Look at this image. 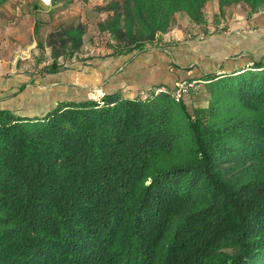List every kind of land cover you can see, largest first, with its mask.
I'll use <instances>...</instances> for the list:
<instances>
[{"label":"trees","instance_id":"obj_1","mask_svg":"<svg viewBox=\"0 0 264 264\" xmlns=\"http://www.w3.org/2000/svg\"><path fill=\"white\" fill-rule=\"evenodd\" d=\"M208 1H116L99 26L132 51ZM83 35L49 34L52 71ZM249 57L194 78L211 90L195 117L156 88L0 109V264H264V54Z\"/></svg>","mask_w":264,"mask_h":264},{"label":"crops","instance_id":"obj_2","mask_svg":"<svg viewBox=\"0 0 264 264\" xmlns=\"http://www.w3.org/2000/svg\"><path fill=\"white\" fill-rule=\"evenodd\" d=\"M113 1L52 0L50 6H45L40 0H0V51L13 45L10 40L15 39L17 44L14 48L19 52L51 54L50 61L36 59L37 65L44 68L54 61L52 48L47 43L49 34L57 28L74 31L80 25L84 27V35L79 52L84 48L87 50L89 42L99 41L103 35V38L107 35L111 37L110 32L102 30L99 25L113 14L109 7ZM208 3H216L217 7L211 16L204 13L205 19L200 24L216 31H211L205 39H195L191 33L173 28L161 33L154 42L132 51L117 49L116 40L111 38L109 43L99 41L95 44L99 46H96L94 57L79 59L73 55L65 59L64 65H77L81 71L63 83L82 87L80 92L83 94L68 98L66 96L70 94L67 93L77 90L49 91L37 98L39 110L32 113H44L60 100L87 98L85 91L90 87L99 88L104 93L120 91L130 98L136 97L142 90L157 87L173 90L180 80L199 78L204 73L219 70L221 66L231 70L248 63L250 53L256 57L264 54V9L250 15V7L244 2L224 6L222 10L218 0H209ZM63 57L57 60L60 67ZM57 72L49 73L48 77ZM61 76L64 77V73ZM63 83H53L58 86L51 89L58 87L57 90H60ZM8 97L0 96V109L22 112L9 106Z\"/></svg>","mask_w":264,"mask_h":264},{"label":"rangeland","instance_id":"obj_3","mask_svg":"<svg viewBox=\"0 0 264 264\" xmlns=\"http://www.w3.org/2000/svg\"><path fill=\"white\" fill-rule=\"evenodd\" d=\"M115 1L111 2L115 3ZM217 7V4L214 3V5H211V3L206 4L205 6V14L206 15H212V11ZM263 24L261 25V27ZM259 27V26H254ZM183 29L186 33H191L192 37L195 39H198L199 33H204L205 38L212 33L213 31H216L214 29H211L209 27H205L204 25H201L198 22L193 21L189 16L185 13H177L174 17V24L171 27ZM264 28V26H263ZM212 31V32H211ZM111 34V33H110ZM104 37V35H103ZM101 37L99 39L100 43L105 42L107 43L108 40L111 38L112 40H115L113 35L111 34V37L105 36V38ZM204 38V39H205ZM91 41H93L91 39ZM98 40L96 42H89V47L84 48L82 52H78L74 54V57L80 58H91L94 57V53L97 52L95 45L99 43ZM10 42L13 45H10L9 47H5L1 49L0 51V96H9L7 99V103H9V106L14 107L16 109L22 110L21 113L24 112H37L39 110V107L36 105L37 98L42 95H47L49 91H55V92H62L64 90L65 92H69L72 90H77L75 92L67 93L70 94V96L66 97H80L75 96L79 94H83L81 91L80 86L63 83V81H69V79L72 78L75 74L80 73L81 69L77 65H70L65 64V59L72 57L69 55V52L60 59V61L63 63L61 67L58 65V72L57 74H50V78L48 77L49 73H54L55 71H52L51 64L44 67L37 65L36 59L42 60V61H50L51 54H47L45 52L36 54H24L22 52H19L17 49L14 48V44H17L16 40L11 39ZM16 42V43H15ZM109 43V42H108ZM93 49V50H92ZM88 54V55H87ZM94 54V55H93ZM50 63V62H49ZM77 71V72H76ZM76 72V73H75ZM64 73V77L61 76ZM74 74V75H73ZM65 78V79H64ZM63 83L60 86V90H57L58 87H56V90L51 89L54 86L53 83ZM169 82V81H168ZM171 83V79L170 82ZM27 85V88H26ZM44 86V87H42ZM24 87V89H22ZM47 89L48 90L47 92ZM5 91V92H4ZM148 91V90H146ZM1 92H4L1 93ZM104 93L100 91L99 88H91L87 91H85V94H87V97H100ZM63 96V98H66ZM185 101L188 105V109L191 114L195 117V110L197 109H207L210 104V98H211V90L207 86L206 83H201V86L199 87V90L197 92H191L189 95L185 96ZM35 102V103H34Z\"/></svg>","mask_w":264,"mask_h":264},{"label":"built area","instance_id":"obj_4","mask_svg":"<svg viewBox=\"0 0 264 264\" xmlns=\"http://www.w3.org/2000/svg\"><path fill=\"white\" fill-rule=\"evenodd\" d=\"M40 2L45 6H50L52 4V0H40ZM204 38H205L204 33H199L198 39L203 40ZM201 83H203V81L198 79L180 80L175 86V88L172 90V95L176 100H180L185 96L189 95L191 92H197L199 90V87L201 86ZM165 91H167V89H165L164 87H157L155 89V93H160ZM139 94L143 98H146L149 92L146 90H142ZM91 98H95V97H91Z\"/></svg>","mask_w":264,"mask_h":264}]
</instances>
